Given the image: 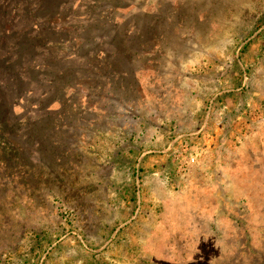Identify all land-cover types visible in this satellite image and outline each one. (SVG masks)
<instances>
[{"label":"rangeland","instance_id":"1","mask_svg":"<svg viewBox=\"0 0 264 264\" xmlns=\"http://www.w3.org/2000/svg\"><path fill=\"white\" fill-rule=\"evenodd\" d=\"M0 14V264H264V0Z\"/></svg>","mask_w":264,"mask_h":264},{"label":"trees","instance_id":"2","mask_svg":"<svg viewBox=\"0 0 264 264\" xmlns=\"http://www.w3.org/2000/svg\"><path fill=\"white\" fill-rule=\"evenodd\" d=\"M5 1L6 0H3V1L0 0V10H1V6H2L3 2H5ZM25 8H28V14L27 13L25 14V16H24V18H25L24 20L25 21L23 23L22 30H19V34H20L19 40L20 39L22 40L23 37L26 36V35H28V37H31L30 35H34V33H35L34 31L36 30L34 28V26H35L34 23H35L36 17L33 15V10L31 9L32 7L30 5H28ZM2 10L6 11L7 9L3 8ZM20 19H23V17L19 18L18 20H20ZM3 20L4 19H3V17L0 14V39L2 40V42H1L2 44L4 43V39H5L4 37H6V34L9 31L7 22L4 23ZM26 24H28V27H24ZM19 40H18V42H19ZM3 50H5V49L4 48L3 49L0 48V55L3 54ZM30 58H33V56L30 57ZM29 61H31V60H29ZM45 67H49V66L47 65ZM36 68H38L37 64L33 67V64L31 62H27V64H26V69L27 70L25 71V74L29 75V71L30 70L31 71L32 70H36ZM45 69H48V68H45ZM18 76H19L18 81H20V82H26L27 80H29V79L24 78L22 74H20Z\"/></svg>","mask_w":264,"mask_h":264}]
</instances>
